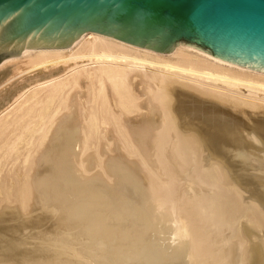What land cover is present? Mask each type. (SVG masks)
Instances as JSON below:
<instances>
[{
    "label": "bare ground",
    "instance_id": "1",
    "mask_svg": "<svg viewBox=\"0 0 264 264\" xmlns=\"http://www.w3.org/2000/svg\"><path fill=\"white\" fill-rule=\"evenodd\" d=\"M0 264H264V73L93 32L6 60Z\"/></svg>",
    "mask_w": 264,
    "mask_h": 264
},
{
    "label": "water",
    "instance_id": "2",
    "mask_svg": "<svg viewBox=\"0 0 264 264\" xmlns=\"http://www.w3.org/2000/svg\"><path fill=\"white\" fill-rule=\"evenodd\" d=\"M86 32L161 54L190 46L264 73V0H0V63Z\"/></svg>",
    "mask_w": 264,
    "mask_h": 264
},
{
    "label": "rangeland",
    "instance_id": "3",
    "mask_svg": "<svg viewBox=\"0 0 264 264\" xmlns=\"http://www.w3.org/2000/svg\"><path fill=\"white\" fill-rule=\"evenodd\" d=\"M8 59H10V58H7V59H4L3 61H1V63H0V67H1V64L2 63H4L6 60H8Z\"/></svg>",
    "mask_w": 264,
    "mask_h": 264
}]
</instances>
